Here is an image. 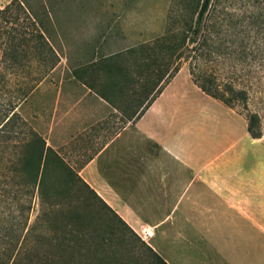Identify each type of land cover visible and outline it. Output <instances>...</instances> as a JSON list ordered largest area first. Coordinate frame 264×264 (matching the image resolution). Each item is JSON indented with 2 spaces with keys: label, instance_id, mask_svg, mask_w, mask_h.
Listing matches in <instances>:
<instances>
[{
  "label": "crops",
  "instance_id": "0c3cea01",
  "mask_svg": "<svg viewBox=\"0 0 264 264\" xmlns=\"http://www.w3.org/2000/svg\"><path fill=\"white\" fill-rule=\"evenodd\" d=\"M106 19L54 20L59 61L22 116L54 158H88L80 177L166 264H264V139L184 68L135 95L119 55L138 46Z\"/></svg>",
  "mask_w": 264,
  "mask_h": 264
},
{
  "label": "trees",
  "instance_id": "16d2710c",
  "mask_svg": "<svg viewBox=\"0 0 264 264\" xmlns=\"http://www.w3.org/2000/svg\"><path fill=\"white\" fill-rule=\"evenodd\" d=\"M222 2L203 0L195 27L185 30L180 37L169 29L158 40L164 42L163 52L170 61L165 63L168 69L174 58L180 61L185 56L191 59V63L194 61L190 67L192 79L204 93L231 109H248V88L241 87L235 77L224 79L219 68L226 61L235 66L264 65V15L247 18L229 12L221 16ZM22 14L25 15L23 21H30L33 31L24 26L14 28ZM144 49L145 46H139L119 57L127 59L126 55L133 52L143 55ZM34 54L45 64L44 74L27 82L19 81L20 85L16 83L18 86L12 90L9 77L20 69L28 70L29 66L21 64V60L32 59ZM58 61L59 57L47 36L21 1L13 0L5 8H0V215L13 222L9 226L0 223V264H83V250L97 252L102 247L101 238H104L102 231L89 221V214L95 219L94 214L101 217L109 212L138 237L80 177L78 171L70 167L64 158L58 155L54 158V150L47 147L46 141L19 111L20 105L52 72ZM152 62L143 71L144 62L138 60L136 77L133 73H125L126 80L132 78L128 81L138 85L135 95L139 97L151 95L156 90L154 87L159 85L153 80L167 76V68L162 75L158 56ZM103 67L110 70L108 64ZM74 74L77 76V71ZM246 119L251 136L262 138L259 114L251 113ZM8 150L9 158H5ZM54 177L64 186L75 187L76 192L72 194L65 190V193L56 195L57 201L66 203L74 195L76 204L68 209L60 207L54 213L44 211L24 234L36 192L42 199L50 197L52 194L47 193V187L49 184L54 186ZM8 185L12 189L8 190ZM51 199L54 201V194ZM53 201L51 205L54 207ZM109 233L114 235L113 230ZM142 243L150 257L144 264H166L146 242ZM56 250L61 252L60 261H57Z\"/></svg>",
  "mask_w": 264,
  "mask_h": 264
},
{
  "label": "rangeland",
  "instance_id": "374dc122",
  "mask_svg": "<svg viewBox=\"0 0 264 264\" xmlns=\"http://www.w3.org/2000/svg\"><path fill=\"white\" fill-rule=\"evenodd\" d=\"M12 1L13 0H0V8H5ZM19 1H21L33 19L37 21L38 26L41 27L53 48L54 20L59 26L66 29L68 23L74 22L75 17L78 16L80 12L95 11L107 17L106 21L108 22L109 27L119 28L122 34L130 35L133 39L132 41L136 43L138 47L145 46L143 55L133 52L129 53L127 56L130 60L131 70L135 72L138 71V68L136 67L138 60L144 62V67L141 70H146L145 67L151 65L154 57L158 56L162 64V75L165 74L163 70L167 68V76L161 80L160 78H156L153 82H159L160 85L163 81V84H165L182 68H184L187 71V74H190L192 78L190 67L194 64V61L191 63V59H186L185 56L180 61L174 58V62L173 60L171 61L172 65L168 69L165 63L170 62L169 57H165V52H163L164 42H160L158 39H161L169 29H173L174 32L178 34V37H180L181 33L185 30H188L190 27H195L198 12L203 0ZM220 12L221 16H225L226 13L230 12L247 18L253 15H264V0H223L220 5ZM23 19H25V15L22 14L20 22L18 25H14V28H21V26H24L27 27L28 31H33L30 21H23ZM21 64H26L29 66V69L26 71L20 69L9 77L11 82L9 87L12 88V90H15L18 86L16 83L20 85L19 81L25 80L27 82L33 77H40L44 74L46 68L45 64H43L41 59L37 58L35 54L32 59H27L25 61L21 60ZM156 68L157 66H155V69ZM177 68L178 71L174 72ZM219 70L222 76H224V79L231 76L232 78L235 77L239 80L238 84H240L241 87L248 88V109L238 107L233 110L245 119L251 113H258L261 118L262 138L264 139V65H253L249 67L235 66L231 61H226V63L220 66ZM144 74L147 75L146 72ZM170 74L171 77L169 78L168 75ZM159 85L154 87V89H157ZM29 98L30 96L27 99ZM29 125L32 127L30 123ZM9 152V150L6 151L5 158H9ZM87 159L88 158H66L65 161L70 167L77 171ZM7 189H12V187L8 185ZM65 190L69 193L73 192L72 194L76 193L75 187L71 185L64 186L63 182L56 180L54 177V186L49 184L47 187V193L49 195L52 194L48 197L49 199H42V197L37 194L38 192H36L32 203V209L28 213L29 222L24 234L27 233L28 229L35 223L38 216L42 215L44 211L51 210L54 213V211L60 210V207L61 209H68L76 204L74 195H71L73 197L69 198L66 203H59L57 201L56 195L59 193H65ZM53 194L54 201L51 199ZM52 201L54 202V207L51 205ZM9 215L10 211L8 210L7 216L9 217ZM87 216H89V221L102 231L104 238H101L102 247L98 249L97 252L93 253V251H88L87 249L83 250V264H144V262L150 258L148 256V250L142 243V241H144L142 237L139 235L138 237L133 235V233L114 219L109 212L103 213L101 217L94 214L95 219H93L90 214ZM8 220L10 221L9 223ZM0 223L5 224L6 226L13 224L10 219H6V216L4 218L2 215H0ZM111 230L114 231V235L109 233ZM57 250L56 258L58 257L57 261H60L61 252Z\"/></svg>",
  "mask_w": 264,
  "mask_h": 264
},
{
  "label": "built area",
  "instance_id": "2783aa9c",
  "mask_svg": "<svg viewBox=\"0 0 264 264\" xmlns=\"http://www.w3.org/2000/svg\"><path fill=\"white\" fill-rule=\"evenodd\" d=\"M153 233L151 231H145L143 232V235L141 236L144 241L147 240V238L151 237Z\"/></svg>",
  "mask_w": 264,
  "mask_h": 264
}]
</instances>
